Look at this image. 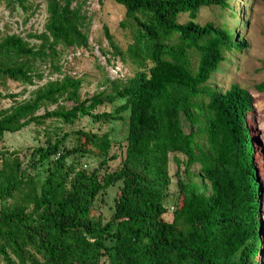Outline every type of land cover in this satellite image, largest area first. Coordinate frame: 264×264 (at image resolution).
I'll return each mask as SVG.
<instances>
[{
    "label": "trees",
    "instance_id": "obj_1",
    "mask_svg": "<svg viewBox=\"0 0 264 264\" xmlns=\"http://www.w3.org/2000/svg\"><path fill=\"white\" fill-rule=\"evenodd\" d=\"M4 1L12 10L31 9L27 0ZM114 1L133 22V40L122 50L105 28L111 50L101 52L129 58L138 69L126 80L109 79L110 92L83 94L82 79L58 63L62 49L89 47L87 0H44L39 32L0 28L1 84L41 80L40 62L61 75L0 109V140L30 124L44 132L25 166L18 150L0 149V264H260L263 192L248 123L253 96L237 83L224 91L209 84L226 54L246 42L224 24L196 21L201 7L231 8L230 0ZM181 13L189 16L183 23ZM255 87L264 91V80ZM7 96L15 95L0 90ZM117 98L123 102L115 111H95ZM124 111L120 157L109 153L106 133L100 139L77 130L68 144L59 126L83 116L113 120ZM86 155L98 158L95 167L83 166ZM170 157L179 197L171 212L164 203ZM99 196L107 214L93 212Z\"/></svg>",
    "mask_w": 264,
    "mask_h": 264
},
{
    "label": "rangeland",
    "instance_id": "obj_2",
    "mask_svg": "<svg viewBox=\"0 0 264 264\" xmlns=\"http://www.w3.org/2000/svg\"><path fill=\"white\" fill-rule=\"evenodd\" d=\"M31 5V9L24 11L16 4L15 9H10L4 0H0V28L4 29L8 25L10 31L22 32H39L43 29L46 21L47 12L44 0H27ZM231 8H223L221 6L209 5L199 9L196 21L204 24L208 21L214 22L216 25L224 24L227 28L236 32V40L244 39L245 47L240 49H232L225 59L220 63L218 69L212 73L209 84L218 90L228 89L232 83L249 90L253 96V111L248 115V123L250 126L253 147L261 178V188L263 192L262 201V219L263 225L261 230V252L258 256L259 263L264 264V91H258L256 85L264 80V0H230ZM87 14L91 16L88 25L89 47L62 49L58 63L62 66V70L69 71L74 77L82 79V93L91 95L105 89L110 92L109 79H113L116 75L122 76L126 80L134 74L138 69L128 57L127 61H121L118 56L111 53L104 55L101 48L110 52L111 47L105 36V28L112 34L117 45L125 50L127 45L133 40V29L131 19H127L124 14V6L114 0H87L85 4ZM30 14V15H29ZM29 15L26 21L25 17ZM189 18L187 13H181L178 16L179 22H185ZM123 20L126 27L120 25ZM61 46H59L60 48ZM109 58V61L106 60ZM103 66V67H102ZM39 71L43 72V78L36 80L33 84L17 83L8 80L5 84L0 83V90L3 94H14L15 96L0 97V109L8 108L10 105L23 101L28 98L36 85L45 82L48 79L58 78L61 75L54 73L45 63H39ZM114 76V77H113ZM123 102V99H116L112 103L99 105L95 111L116 110V107ZM122 117L103 122H93L88 116H83L73 124H61V132H68L67 143L74 144L79 137L77 130L93 132L102 139L106 133L112 141L109 153H117L119 157L125 149V138L127 134L128 111L121 112ZM54 122L47 120L45 125H52ZM184 128L189 129L188 124L184 121ZM43 126L30 124L22 130L15 133H6L0 140V149L18 150L20 159L26 165L29 158L30 150L33 146L41 144L44 139ZM82 139V138H81ZM96 143L99 139L95 138ZM91 148L94 146L91 145ZM117 158L110 163L113 167L118 163ZM87 168L95 167L98 158L94 155H86L81 158ZM1 164V161H0ZM199 169L197 163H193L190 167L191 172ZM104 168L101 169L100 175ZM176 165L170 157L169 174L171 182L169 185V195L164 200L165 205L170 212L175 207L174 202L179 198L176 186L175 176ZM197 179L196 177H194ZM115 190L108 189L106 201L111 202ZM108 204L99 196L95 203L93 212L98 214H107ZM170 213L167 214V218Z\"/></svg>",
    "mask_w": 264,
    "mask_h": 264
},
{
    "label": "built area",
    "instance_id": "obj_3",
    "mask_svg": "<svg viewBox=\"0 0 264 264\" xmlns=\"http://www.w3.org/2000/svg\"><path fill=\"white\" fill-rule=\"evenodd\" d=\"M114 77V76H113ZM116 77H119V75H116Z\"/></svg>",
    "mask_w": 264,
    "mask_h": 264
}]
</instances>
